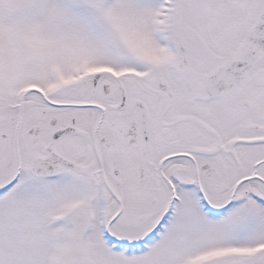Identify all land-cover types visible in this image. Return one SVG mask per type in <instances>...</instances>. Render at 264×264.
Masks as SVG:
<instances>
[{
    "label": "snow or ice",
    "instance_id": "6c2138e0",
    "mask_svg": "<svg viewBox=\"0 0 264 264\" xmlns=\"http://www.w3.org/2000/svg\"><path fill=\"white\" fill-rule=\"evenodd\" d=\"M0 264H264V0H0Z\"/></svg>",
    "mask_w": 264,
    "mask_h": 264
}]
</instances>
